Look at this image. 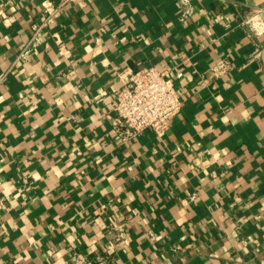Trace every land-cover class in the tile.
<instances>
[{
  "label": "crops",
  "instance_id": "obj_1",
  "mask_svg": "<svg viewBox=\"0 0 264 264\" xmlns=\"http://www.w3.org/2000/svg\"><path fill=\"white\" fill-rule=\"evenodd\" d=\"M191 3L75 0L22 59L43 0H0V264H264V0ZM141 65L182 107L124 142Z\"/></svg>",
  "mask_w": 264,
  "mask_h": 264
},
{
  "label": "built area",
  "instance_id": "obj_2",
  "mask_svg": "<svg viewBox=\"0 0 264 264\" xmlns=\"http://www.w3.org/2000/svg\"><path fill=\"white\" fill-rule=\"evenodd\" d=\"M75 0H59L56 5L51 0H43L44 18L40 24L32 23L31 36L23 46L18 58L26 59L35 46L36 36L42 25L57 11L62 10ZM180 19L191 17L195 11L191 0H179ZM249 26L255 32L264 31V23L253 20ZM232 64L226 58L216 60L210 67L211 75L223 76ZM113 104V128L120 140L135 139L144 129H151L157 135H163L169 128L170 121L182 107V100L166 71L156 66L141 65L129 75L126 83L116 92Z\"/></svg>",
  "mask_w": 264,
  "mask_h": 264
}]
</instances>
